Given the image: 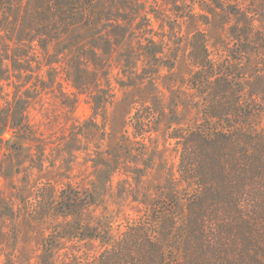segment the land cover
Masks as SVG:
<instances>
[{"label":"rangeland","instance_id":"rangeland-1","mask_svg":"<svg viewBox=\"0 0 264 264\" xmlns=\"http://www.w3.org/2000/svg\"><path fill=\"white\" fill-rule=\"evenodd\" d=\"M197 31L213 55L241 49L264 124V0H0V264H41L49 230L28 217L41 183L93 188L90 212L113 231L62 240L48 264L93 262L158 188H182L168 133L198 121ZM141 103L160 121L134 139Z\"/></svg>","mask_w":264,"mask_h":264},{"label":"trees","instance_id":"trees-1","mask_svg":"<svg viewBox=\"0 0 264 264\" xmlns=\"http://www.w3.org/2000/svg\"><path fill=\"white\" fill-rule=\"evenodd\" d=\"M188 46L187 86L198 121L168 133L179 148L182 188H158L150 207L86 264H264L263 106L238 46L213 55L202 31L191 35ZM131 120L133 138L144 139L160 115L141 103ZM31 200L29 219L49 230L41 264H48L62 240L113 235L90 212L100 206L93 188L67 183L55 191L41 183Z\"/></svg>","mask_w":264,"mask_h":264}]
</instances>
